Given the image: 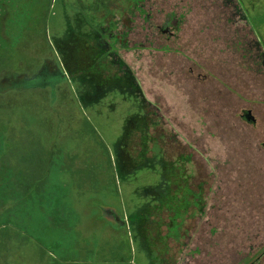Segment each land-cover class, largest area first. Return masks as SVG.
I'll use <instances>...</instances> for the list:
<instances>
[{"label": "rangeland", "instance_id": "obj_1", "mask_svg": "<svg viewBox=\"0 0 264 264\" xmlns=\"http://www.w3.org/2000/svg\"><path fill=\"white\" fill-rule=\"evenodd\" d=\"M70 23L87 62L54 89ZM257 93L264 0H0V191L21 207L0 264H264V149L240 124Z\"/></svg>", "mask_w": 264, "mask_h": 264}, {"label": "flooded vegetation", "instance_id": "obj_2", "mask_svg": "<svg viewBox=\"0 0 264 264\" xmlns=\"http://www.w3.org/2000/svg\"><path fill=\"white\" fill-rule=\"evenodd\" d=\"M100 22V21H99ZM107 27H109L107 24H105ZM99 25L96 26V29L94 31H96V41L97 43L94 44V46L96 48H99V46L105 49H108L109 46L106 44L107 42L105 41L106 39L104 38V35L106 36V28H104V25H100V27H98ZM75 30H73L71 28V23L69 24V30H68V39L66 40L67 45L69 47V61L66 62V65L64 66L65 68V72H63L62 68L60 67L59 69L61 70L60 73H58V69L57 66L52 63L51 61H49L50 67H47V65H45L44 67H42L41 72L46 71L48 72V83H52V86H54V89H57V87L55 88L56 84L58 83V81H61L65 79V82H68V80L71 81V79L75 80V74H76V70L79 68V66H75V64H80L82 66V68L84 67V63L86 64L87 60V56H86V50L87 47L82 43V38L80 37V35H76ZM110 40L111 42L114 41V37L113 35H110ZM65 42V41H64ZM82 43V44H81ZM74 44H79L80 46H82V52H79L77 49L76 50H72V46ZM72 45V46H71ZM90 47V46H89ZM88 47V48H89ZM75 53V55H74ZM97 53L98 49H97ZM110 54V53H109ZM85 61V62H83ZM100 61H97L96 63H92L91 64V68L90 70H93L92 75H93V79H102V75L101 73L103 72H98L99 71V63ZM54 68L53 70L51 69ZM87 72L89 71L88 69H86ZM40 74V71L38 72ZM36 74H32V76L37 75ZM31 76V75H30ZM101 76V77H99ZM36 77V76H35ZM18 78V85H15L14 83L11 84V86H13L14 89L19 90V92H25V91H29L31 90L33 87L36 86H43L44 82H40L39 79H28V77L26 76H22V77H17ZM14 79L11 78V80ZM9 79H4L3 82H6ZM15 80V79H14ZM105 80L107 81V78L105 77ZM17 81V80H16ZM47 83V82H46ZM67 84V83H66ZM103 86V84H101V87ZM55 92V90H54ZM62 95H64V92H62ZM255 101H259L260 103H255V104H249L248 107L245 108H241L240 109V124L241 125H245L248 127H257V131L260 134V142L261 143V147L264 149V94L262 93H257L256 97H255ZM101 209V208H100ZM102 212V217L103 218H107V219H113L114 220V216H111L109 218L108 215L105 214V212L103 213L102 209L100 210ZM120 218V217H119ZM119 218L117 219V221L119 222Z\"/></svg>", "mask_w": 264, "mask_h": 264}, {"label": "trees", "instance_id": "obj_3", "mask_svg": "<svg viewBox=\"0 0 264 264\" xmlns=\"http://www.w3.org/2000/svg\"><path fill=\"white\" fill-rule=\"evenodd\" d=\"M104 20H100V22L98 23V27H100V25H105V24H107L106 22L104 23L103 22ZM94 33V35L92 36V39H93V41H94V44L95 43H97V41H96V38H97V33H96V31H94L93 32ZM92 33V34H93ZM97 49L98 48H96L95 46H91V47H89V51L91 52V54H92V52H94V55H97ZM99 61V60H98ZM101 61V60H100ZM130 122H131V119L129 120ZM129 122V123H130ZM128 123V124H129ZM127 124V125H128ZM128 134H130L129 132V130L127 129V131H126ZM126 135V134H125ZM123 136V138L119 141V143H117L118 145H119V148L120 147H122V142H123V140H125V138H126V136ZM124 170V169H123ZM28 194H29V196H30V198H31V200H32V202H31V207L33 208V210L32 211H30L29 213L31 214V217H33V215H34V213H39V211L37 212V211H34V207H36L35 205H36V202H37V197H35V193L34 192H31V191H28ZM4 196H5V198L6 199H4ZM40 197V196H39ZM6 200H8V195H6L5 193H4V191H3V189H2V191H0V228L3 226H11V225H15V222H14V218H12V215H14V214H17V212H18V210L20 211L21 209V207L19 208V204H15L14 205V207L12 208V206H8V208H10V209H4L3 207H4V204L6 205V203H5V201ZM41 200H43L42 202H43V204H42V210L44 211V209H45V204H44V200H46V197H41ZM8 202H9V200H8ZM176 203H177V199H176ZM12 208V209H11ZM99 208H101V205H99ZM160 208L161 207H159V210H160ZM138 211H137V214L135 215V216H133L132 218H131V221L132 222H134V221H138V220H140V221H144V220H142V219H144V218H146V205L145 206H142L141 208H138L137 209ZM39 215V214H38ZM40 215H42V217H44L45 215L43 214V213H40ZM38 217V216H37ZM11 219V220H10ZM17 220H18V216H17ZM142 224H143V222H142ZM119 226H121V225H119ZM40 227H42L43 228V231H46L47 230V232H50L49 231V229L46 227V224L44 225V227H43V223H41V225H40ZM28 230V232H30V230L31 229H27ZM37 230V229H36ZM1 231V230H0ZM140 233V235H141V237L144 235L143 233H142V231L141 232H139ZM29 235H31V236H33V238H37L36 236H34V235H32L31 233H29ZM143 239H145L144 237H143ZM161 261V260H160ZM162 262V261H161ZM153 264V263H152Z\"/></svg>", "mask_w": 264, "mask_h": 264}, {"label": "water", "instance_id": "obj_4", "mask_svg": "<svg viewBox=\"0 0 264 264\" xmlns=\"http://www.w3.org/2000/svg\"><path fill=\"white\" fill-rule=\"evenodd\" d=\"M101 209H102L103 213L105 212V214L109 216V218L111 216H114L115 219L119 218L117 213L115 211H113L112 209H105V208H101ZM121 224L123 225V222Z\"/></svg>", "mask_w": 264, "mask_h": 264}]
</instances>
